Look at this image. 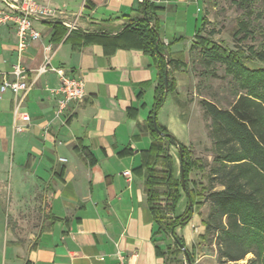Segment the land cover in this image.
<instances>
[{
    "label": "crops",
    "instance_id": "obj_1",
    "mask_svg": "<svg viewBox=\"0 0 264 264\" xmlns=\"http://www.w3.org/2000/svg\"><path fill=\"white\" fill-rule=\"evenodd\" d=\"M39 2L58 16L34 21L42 37L29 41L23 54L16 25H0V85L4 78L15 80L13 67L20 61L29 85L27 93H20L22 112L31 117L26 130L16 132L15 97L0 93V264H118L119 254L124 264H171L173 239L158 233L143 168L154 142L148 119L158 69L151 57L124 48L117 38L140 15L143 0ZM153 2L160 8V39L175 60L169 20L177 24L182 6L201 1ZM76 31L92 36L90 42ZM192 44L193 39L190 49ZM47 55L53 68L85 81L84 103L70 104L61 116L56 112L60 97L50 93L59 87V76L38 73ZM161 125L175 136L168 124ZM170 155L179 176V149L172 146ZM37 190L45 191L46 212L36 235L22 243L9 220L26 213ZM188 200L183 192L178 215ZM193 219L177 230L187 248L205 234Z\"/></svg>",
    "mask_w": 264,
    "mask_h": 264
},
{
    "label": "trees",
    "instance_id": "obj_2",
    "mask_svg": "<svg viewBox=\"0 0 264 264\" xmlns=\"http://www.w3.org/2000/svg\"><path fill=\"white\" fill-rule=\"evenodd\" d=\"M251 1L241 0V4L249 6ZM159 11L160 8L153 0H143L140 15L130 19L129 25L117 36L124 43V48L151 57L158 69L155 102L148 119L154 142L143 165L148 204L158 233L171 236L179 252L188 253L185 240L177 234V230L190 223L197 206L193 203V192L188 185L193 170L197 169L205 174L206 186L202 193V204L209 206L204 219L203 241L206 245H216L220 264H264V80L257 79V75L264 76V67L253 71L246 81L238 74L231 76L237 91L236 99L228 107H222L214 101L201 102L204 115L211 120L208 137L212 142V161L200 169L191 158L190 149L157 122V114L167 100L166 55L170 61L169 92L176 88L173 70L187 67L186 63L172 59L167 46L161 41ZM206 22L204 16L202 27L196 31L193 38L195 42L190 49L192 52L197 46L206 48V68L223 60L237 66L243 63V59L250 58L264 63V50L237 47L236 51H229L216 44L212 45L201 34ZM74 33L85 43H89L92 37L82 36L80 31ZM253 38L251 20L240 21L234 39L242 43ZM247 53L249 55L246 56ZM156 123L164 135L158 132ZM172 146L177 147L180 152L181 181L176 178L173 158L170 155ZM159 167L160 170L157 169ZM183 175L185 188L182 183ZM183 192L187 194L191 205L182 215H178L177 208ZM168 215L173 216L169 219L170 223L166 221ZM181 246H185L186 251ZM158 250L161 256H165L160 248ZM251 254L253 258L247 259ZM244 261L246 263H242ZM192 262L194 264L193 260Z\"/></svg>",
    "mask_w": 264,
    "mask_h": 264
},
{
    "label": "rangeland",
    "instance_id": "obj_3",
    "mask_svg": "<svg viewBox=\"0 0 264 264\" xmlns=\"http://www.w3.org/2000/svg\"><path fill=\"white\" fill-rule=\"evenodd\" d=\"M200 1L199 5L182 6L179 14L174 18L177 24L172 22L173 19L169 20V39L174 42L173 46L177 55L175 60L186 63L187 67L173 70L176 88L168 93L166 103L157 114V122L169 125L171 132L175 133L173 136L190 149L191 158L202 169L204 164H210L212 161V142L208 137L211 120L204 115L201 102L203 100L214 101L222 107H228L236 99L237 91L231 76L238 74L246 81L249 76H252L253 71L264 67V63L250 58L243 59V63L237 66L223 60L206 68L204 61L205 54H207L205 53L206 48L197 46L192 52H189L190 42L196 31L202 27L205 16L207 22L201 34L211 41L212 45L216 44L229 51H236L237 47H242L245 50L251 47L258 51L264 50V0H252L249 6L241 4V0ZM246 19H250L252 22L254 38L240 43L234 39V34L238 30L239 22ZM176 30L177 33H175ZM175 38L176 40H174ZM247 55L249 54L247 53ZM257 79L264 80V76L257 75ZM165 148L164 144L163 149ZM157 169L160 170V167ZM176 178L181 181V173L179 176L176 175ZM188 185L193 192V203L197 205L194 208L193 223L204 226V219L209 211V206L202 204V193L206 186L205 174L194 169ZM44 192L37 190L34 199L37 198L27 208L26 213L22 212L9 220V226L19 236L18 239L22 243L36 235L42 224L46 212L43 200ZM189 205L190 201L188 200L186 207L188 208ZM172 218L173 216L168 215L166 221L170 223L169 219ZM202 237L196 240L195 245L188 248V253L185 252L187 255L184 252H179L172 240L169 246V248L171 247L169 249L171 264H190L188 256L191 264H193L192 260L194 264H220L216 245L211 243L206 245ZM251 258H253L252 254L247 257V259ZM242 263H246V261Z\"/></svg>",
    "mask_w": 264,
    "mask_h": 264
},
{
    "label": "built area",
    "instance_id": "obj_4",
    "mask_svg": "<svg viewBox=\"0 0 264 264\" xmlns=\"http://www.w3.org/2000/svg\"><path fill=\"white\" fill-rule=\"evenodd\" d=\"M199 1V0H195ZM58 12L49 5H43L39 0H0V25L15 24L20 42L18 50L20 55L26 50L29 41L41 40V33L34 28V21L38 19L53 20L57 19ZM69 28L75 26L68 25ZM46 52L51 51V46L45 48ZM51 56L47 55L45 64L39 69V74H45L49 71L56 73L60 79V85L57 89L50 90L52 96H59L57 115H64L70 104L77 106L84 103L86 98L85 81L80 78H72L63 70L55 69L51 66ZM13 82L4 78L0 85V93L5 94L10 91L15 97L14 108V130L23 132L31 122L29 114L22 112L24 98L20 97L21 92L27 93L29 85L25 82L26 71L19 61L13 67ZM25 97V96H24ZM19 121L26 125L19 124ZM65 161V159H60ZM126 177H130V172H125ZM118 264H124L123 257L119 254ZM103 260V258H102Z\"/></svg>",
    "mask_w": 264,
    "mask_h": 264
},
{
    "label": "water",
    "instance_id": "obj_5",
    "mask_svg": "<svg viewBox=\"0 0 264 264\" xmlns=\"http://www.w3.org/2000/svg\"><path fill=\"white\" fill-rule=\"evenodd\" d=\"M166 60H167V70H166V79H165V93H166V97L169 93V71H170V61H169V57L166 55ZM156 129L158 130V132L161 134V135H164L158 128L157 126V123H156ZM182 183H183V186L185 188V179H184V175L182 176ZM190 205H191V202H190ZM182 250L183 251H186V247L185 246H181ZM188 262L191 264V260L188 256Z\"/></svg>",
    "mask_w": 264,
    "mask_h": 264
}]
</instances>
